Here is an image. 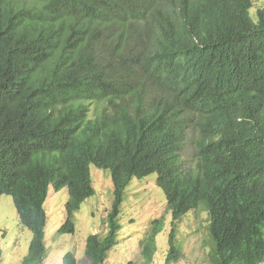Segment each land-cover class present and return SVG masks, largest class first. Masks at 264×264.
<instances>
[{
    "label": "trees",
    "instance_id": "trees-1",
    "mask_svg": "<svg viewBox=\"0 0 264 264\" xmlns=\"http://www.w3.org/2000/svg\"><path fill=\"white\" fill-rule=\"evenodd\" d=\"M253 7L0 0V195L33 234L21 264L49 254L51 186L68 192L60 232H75V212L96 192L92 164L110 169L114 199L83 264L107 262L124 191L151 173L172 215L168 264L183 254L178 222L200 206L210 264L264 263V6L256 18ZM189 144L194 163L183 156ZM163 227L152 221L141 240L147 259ZM64 264H80L75 252Z\"/></svg>",
    "mask_w": 264,
    "mask_h": 264
},
{
    "label": "rangeland",
    "instance_id": "rangeland-1",
    "mask_svg": "<svg viewBox=\"0 0 264 264\" xmlns=\"http://www.w3.org/2000/svg\"><path fill=\"white\" fill-rule=\"evenodd\" d=\"M262 6L264 0H254V7L251 9L254 18L256 10ZM193 150V145L189 144L183 152L186 160L192 163ZM91 173L96 192L75 212L74 233L60 232L67 216V189L56 191L50 187L45 203L48 213L45 232L49 254L44 264H64V256L70 250L75 252L79 263L83 264L87 237L92 233L107 232L105 219L114 199L111 171L92 164ZM157 178V173L142 178L135 177L125 189L119 214L121 226L119 243L111 251L105 264H168L166 258L170 248L172 215L168 209L166 194L158 185ZM160 218L164 219V227L157 236V250L150 260L143 254L141 240L149 232L152 221ZM208 221L207 210L201 206L182 217L178 222L177 243L179 247L181 246L183 254L178 261L170 264H210L207 256L210 249ZM32 236V231L20 222L13 197L7 194L0 195L1 264H21L28 252Z\"/></svg>",
    "mask_w": 264,
    "mask_h": 264
}]
</instances>
